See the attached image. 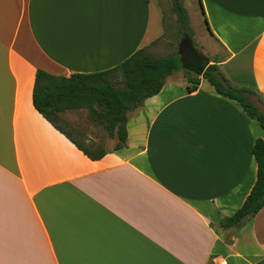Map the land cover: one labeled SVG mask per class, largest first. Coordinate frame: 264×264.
Returning <instances> with one entry per match:
<instances>
[{"label":"crops","instance_id":"obj_1","mask_svg":"<svg viewBox=\"0 0 264 264\" xmlns=\"http://www.w3.org/2000/svg\"><path fill=\"white\" fill-rule=\"evenodd\" d=\"M199 1L214 62L264 102V0ZM164 34L158 0H0V264H264V207L216 229L255 184L264 130L208 83L169 76L97 161L33 108L37 70L105 72Z\"/></svg>","mask_w":264,"mask_h":264},{"label":"trees","instance_id":"obj_2","mask_svg":"<svg viewBox=\"0 0 264 264\" xmlns=\"http://www.w3.org/2000/svg\"><path fill=\"white\" fill-rule=\"evenodd\" d=\"M170 3L176 18L178 35L192 38L189 16L182 0H170ZM199 7L202 11L200 1ZM204 22L206 24V20ZM179 71L185 75L187 91L196 90L201 81L208 83L216 94L236 103L264 130V113L248 99V96H254L264 108L261 97L252 89L233 86L220 71L217 62H212L202 78H199L182 69L178 55L156 58L146 53V49L136 52L117 67L100 73L75 74L65 78L37 70L32 90V105L37 113L79 151L90 160L97 161L105 156L107 151L85 148L77 140L82 137L78 132L62 128L63 115L67 112L86 110L88 120L101 127L108 139L116 141L111 152L120 151L127 139L128 113L141 108L147 99L156 96L166 79ZM252 155L257 165L255 184L241 208L231 217L221 219L216 226L217 230L239 229L246 219L255 216L264 207L262 140L254 142Z\"/></svg>","mask_w":264,"mask_h":264},{"label":"rangeland","instance_id":"obj_3","mask_svg":"<svg viewBox=\"0 0 264 264\" xmlns=\"http://www.w3.org/2000/svg\"><path fill=\"white\" fill-rule=\"evenodd\" d=\"M163 8L165 15V34L163 38L154 43L146 53L156 58H165L171 55H178L179 49L182 48L183 41L189 40L192 46L202 54L206 55L210 63L220 61L224 57V53L214 43L205 30L202 20L201 11L198 0H182L184 8L189 16L190 28L192 30V38L180 36L177 33V24L174 13L172 12L170 0H158ZM178 75L185 79L182 71ZM249 101L254 102L259 111L264 113V108L257 103L254 96H248ZM86 110L68 112L62 117L63 129L67 131L78 132L82 137L77 140L89 150L99 149L103 151H111L116 141L107 138L101 127L91 123L88 120Z\"/></svg>","mask_w":264,"mask_h":264},{"label":"water","instance_id":"obj_4","mask_svg":"<svg viewBox=\"0 0 264 264\" xmlns=\"http://www.w3.org/2000/svg\"><path fill=\"white\" fill-rule=\"evenodd\" d=\"M178 56L182 69L202 78L206 69L211 65L209 58L195 49L189 40L183 41Z\"/></svg>","mask_w":264,"mask_h":264}]
</instances>
